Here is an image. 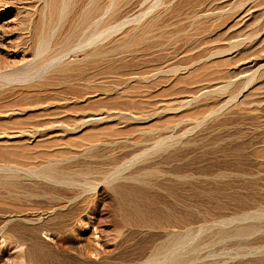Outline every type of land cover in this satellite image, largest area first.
Here are the masks:
<instances>
[{"label": "rangeland", "instance_id": "374dc122", "mask_svg": "<svg viewBox=\"0 0 264 264\" xmlns=\"http://www.w3.org/2000/svg\"><path fill=\"white\" fill-rule=\"evenodd\" d=\"M90 1L59 0L41 49L49 0H0V264H264V0H142L123 29L88 27L86 47L52 62L87 68L78 82L94 90L49 78L37 92L60 75L22 71ZM147 24L148 41L123 46ZM159 133L172 146L154 152ZM50 164L59 183L35 176ZM111 180L143 190L138 217Z\"/></svg>", "mask_w": 264, "mask_h": 264}, {"label": "bare ground", "instance_id": "6f19581e", "mask_svg": "<svg viewBox=\"0 0 264 264\" xmlns=\"http://www.w3.org/2000/svg\"><path fill=\"white\" fill-rule=\"evenodd\" d=\"M51 0H49V2H50ZM76 1V0H75ZM80 1V0H79ZM82 1V0H81ZM109 2H107L105 5L103 4V3H101V0H91L90 2H89V4L87 5V7L79 14V16L76 18V19H71L72 18V16L70 17V19H71V21H72V23L71 22H67V25H70V23H71V25L69 26L70 27V31L66 34V35H64V37L62 38V40L61 41H57V42H54V45H56L57 47L55 48V51H54V54L52 55V56H50V58H49V52L47 53L46 51H44V52H46L47 53V55H48V58H42L43 60L41 61V62H37L38 64H34V66H30V67H27V68H25V70H24V68H23V70L24 71H22V76L24 77V75H30V74H28L30 71H32V70H34L35 72H36V74L37 73H40V75H39V77L42 79V77H43V75L47 72V71H49V69L51 70V68H54V69H52V71H50V72H54L55 74H58V75H60V76H56V75H52L51 77H49V76H47L46 74V76H47V78H45L46 76H44V78L41 80V79H39V80H41L40 82H39V84H37L36 85V87H35V90H38L37 92H39V93H44V92H46L47 90H48V88H49V86H52V82H51V79H53L54 81V83H55V81L56 82H59V83H61V82H64L63 84H70V83H72V82H76L77 81V85L79 86V85H82V86H79L80 88L79 89H82L83 91H86V90H94V87L93 86H91V85H89V84H84V82H78L79 81V79H82L85 75H86V73L88 72V70H86L87 68H85V69H83V68H74V66L72 67L71 66V64H63V65H61L62 63H60L59 65L58 64H53L52 62L54 61V60H58V61H60L61 60V58H63L65 55H66V57H67V54H69V52L71 51V50H73L74 48L73 47H75L76 45H78L79 44V41H80V45H78V46H81L82 47V45L81 44H85L83 41H82V39L80 40V37L82 36V34H83V32L88 28V27H92V26H94L93 28H94V32H95V34H96V31H97V29H98V26H101L102 24H103V26H105L106 28H103L102 27V29H107V30H118L119 31V29L121 30V29H123V27H125L130 21H121V19L123 18V17H126L130 12H132L134 9H136L138 6H139V4L141 3V1L142 0H108ZM48 2V1H47ZM62 2V1H61ZM77 3H79L78 1H77ZM76 3V5H78ZM191 3V2H190ZM193 3H195V4H197V2H193ZM48 4V3H47ZM82 4H83V2H82ZM80 5V4H79ZM47 6V5H46ZM68 6V5H67ZM67 6H64V4H62L61 3V5H60V3H59V0H52L51 2H50V8H48L49 9V11L51 12V15H49L50 17H49V34L48 33H46L47 35H49V38H47V36L44 34V29H46V27H45V25H44V29L42 30L43 31V34L45 35H41V38H40V36H39V39H40V41H38L39 43H40V48L42 49V47L43 46H46L47 45V47L49 48V46H48V39H49V44L50 43H53L52 42V37H53V35H54V33H55V27H54V25L56 24L55 22L56 21H61L62 20V18L63 17H66V15L64 14L65 12H66V10L68 9V7ZM81 6V5H80ZM110 7H113L110 11H109V9H110ZM79 9H81V7L79 8ZM108 10V16H107V13L105 12V11H107ZM68 11V10H67ZM76 11V10H75ZM47 12V11H46ZM49 13V12H48ZM48 13H46L45 15L46 16H48ZM67 13V12H66ZM74 13H76V12H74ZM73 13V14H74ZM104 14H106V18L105 19H103L102 21H101V18H103V17H105V16H103ZM196 14V13H195ZM222 15V17L224 16L223 14H225V13H221ZM65 15V16H64ZM75 15V14H74ZM194 14H192V16H193ZM220 15H219V17H220V19H222V17H221ZM196 17V16H195ZM45 18H47V17H45ZM44 18V19H45ZM74 18V17H73ZM100 18V19H99ZM126 18H129V17H126ZM197 18V17H196ZM48 19V18H47ZM66 19V18H65ZM124 20V19H123ZM126 20V19H125ZM128 20V19H127ZM101 21V22H100ZM41 22H43V20L41 19ZM40 22V27L42 26L41 23ZM55 23V24H54ZM58 23V22H57ZM65 24H66V22H64ZM63 23V24H64ZM69 23V24H68ZM44 24V23H43ZM47 24V23H46ZM58 24H61V23H58ZM62 24V25H63ZM64 24V25H65ZM101 24V25H100ZM116 25V26H113V25ZM153 24V23H152ZM151 24V25H152ZM203 24H205V23H203ZM203 24H201V26L203 25ZM38 25V24H37ZM57 25V24H56ZM63 25V26H64ZM150 24H147V26H145L144 27V29H142L141 31H140V33L139 34H137V35H135V36H132V37H130L129 39H127V40H125V42H124V45L123 46H136V45H139L140 43H144V41L145 40H147L148 41V37H150V35L152 34V32L151 33H149V31H150V28L151 27H154V25L153 26H151ZM222 25V24H221ZM220 25V26H221ZM39 26V25H38ZM47 26V25H46ZM200 26V27H201ZM207 25L205 24V27H206ZM53 27H54V29H53ZM203 27V26H202ZM35 28H36V26H35ZM41 28H43V27H41ZM63 28V27H62ZM61 28V29H62ZM89 28V29H90ZM101 28V27H100ZM207 28V27H206ZM40 29V28H39ZM39 29H37L36 28V31L37 30H39ZM85 29V30H84ZM89 29H87L85 32H87ZM152 29V28H151ZM200 29H203V28H200ZM199 29V30H200ZM35 30V29H34ZM48 30V29H47ZM47 30H46V32H47ZM164 30V29H163ZM99 31V30H98ZM162 31V30H161ZM166 31V30H165ZM165 31H164V33H161L160 32V34H165ZM35 32V31H34ZM38 32V31H37ZM37 32H35V33H37ZM84 32V33H85ZM167 32H168V36H171V35H173L172 34V32L174 33V31H172L171 32V34H170V32L167 30ZM176 32V31H175ZM202 32V31H201ZM201 32H200V34H201ZM204 32H206L207 33V31H205L204 30ZM39 33V32H38ZM38 33H37V36H38ZM40 33H42L41 31H40ZM39 33V34H40ZM91 33H92V30H91ZM90 33V34H91ZM103 33V32H102ZM101 33V34H102ZM177 33V32H176ZM176 33H174V35L176 34ZM203 33V32H202ZM31 34H33V33H31ZM98 34H100L99 32L96 34V35H98ZM150 34V35H149ZM167 34V33H166ZM170 34V35H169ZM87 36L86 37H89V39L91 38V37H94L92 34H91V37L90 36H88V34H86ZM103 35V34H102ZM161 36V38H163V39H165V37L164 36ZM33 36V35H32ZM32 36H31V38H32ZM158 36H159V34H158ZM165 36H167V35H165ZM167 36V37H168ZM166 37V38H167ZM173 37V36H172ZM206 37V36H205ZM47 38V39H46ZM96 38H98V37H96ZM101 38V37H100ZM158 38H160V37H158ZM33 39V38H32ZM36 39V38H35ZM38 39V40H39ZM85 39V38H84ZM88 39V40H89ZM92 39H95V37L94 38H92ZM92 39H90V40H92ZM150 39V38H149ZM97 40V39H96ZM98 40H100V39H98ZM168 40V39H167ZM171 40H172V38H171ZM171 40H168V41H171ZM163 41V40H162ZM164 41H166V40H164ZM35 42H37L36 40H35ZM83 42V43H82ZM90 42V41H89ZM88 42V43H89ZM92 42V41H91ZM96 43V41H93V43ZM98 42V41H97ZM33 43H34V41H33ZM87 43V42H86ZM95 43H94V45H95ZM85 45H87V44H85ZM90 45V44H89ZM92 45V44H91ZM159 45V44H158ZM157 45V46H158ZM189 45V44H188ZM35 46V45H34ZM42 46V47H41ZM96 46V45H95ZM149 46V45H148ZM152 45H150L149 47H151ZM35 47H37V46H35ZM77 47V46H76ZM80 47V48H81ZM84 47H86V46H83L82 48H84ZM94 47V46H93ZM97 47V46H96ZM156 47V46H155ZM39 48V50H40V52H41V49ZM45 48V47H44ZM73 48V49H72ZM148 48V47H147ZM153 48V47H152ZM37 49V48H36ZM94 49V48H93ZM151 48H149V50H150ZM47 50V49H46ZM79 50H83V49H79ZM79 50H77V51H79ZM43 51L41 52V53H43ZM76 51V52H77ZM92 51H93V53H92ZM91 51V54L92 55H90V52L88 53L90 56H91V58L93 59V60H96V62H97V60H100V61H102L101 59H103V58H105L106 57V55L109 53L108 52V50L107 49H105V48H102V47H98V48H95V50H92ZM145 51V50H144ZM143 51V52H144ZM146 51H148L147 49H146ZM36 52H38L39 53V51L37 50ZM111 52V51H110ZM46 53H44V54H46ZM73 53V52H72ZM72 53H70V54H72ZM43 54V55H44ZM87 54V55H88ZM38 55V54H37ZM36 55V57L38 58V56ZM41 54H39V56H40ZM86 55V56H87ZM88 55V56H89ZM45 56V55H44ZM87 56V58H89V62H90V56L88 57ZM41 57H43V56H40V58ZM47 57V56H46ZM63 60H64V58H63ZM63 60H61V61H63ZM64 62V61H63ZM92 62H94L93 63V65L94 64H96L95 63V61H92L91 60V64H92ZM98 63V62H97ZM100 64V62L97 64V65H99ZM97 65H96V67H97ZM80 66V65H79ZM79 66H75V67H79ZM89 66H92V65H89ZM87 67V66H86ZM92 67H94V66H92ZM90 68V67H89ZM88 68V69H89ZM91 70V69H90ZM16 71H18V70H16ZM20 71V70H19ZM18 71V72H19ZM95 71V68L93 69L92 68V71H90L91 73H93ZM173 73H176L177 72V70H174V71H172ZM16 72H14V73H11V74H9V75H12V77H14L13 75L15 74ZM21 73V72H20ZM31 73V72H30ZM17 74V73H16ZM19 74V73H18ZM48 74V73H47ZM33 75V74H32ZM32 75H30V78H31V76ZM16 76H18V75H16ZM15 76V77H16ZM34 77L35 78H32V79H36V77H38V76H36V75H34ZM18 78H19V76H18ZM18 78H16V80L18 79ZM20 78H22L21 77V74H20ZM25 78V77H24ZM29 78V79H30ZM49 78H51L50 79V81H49ZM15 79V78H14ZM26 80L28 79V78H25ZM28 79V80H29ZM31 79V80H32ZM38 79V78H37ZM8 80V79H7ZM10 80H12V78H10ZM30 80V81H31ZM37 82H38V80H37ZM37 82H35V83H37ZM51 82V83H50ZM33 86H35V84L33 85ZM32 86V87H33ZM77 86V87H78ZM31 87V88H32ZM29 88V87H28ZM30 89V88H29ZM67 89H71V87H70V85L67 87ZM182 89H184L185 91H188V89H187V86H184V87H182ZM31 90V89H30ZM72 90V89H71ZM73 90H75V89H73ZM29 91V90H28ZM77 91H79L78 89H77ZM172 92V94H174V93H177V94H180L181 92L180 91H171ZM149 106L152 108V106L149 104ZM132 108H134V109H137L138 107L137 106H135V105H133L132 106ZM174 127H172V128H170V129H167V131L166 132H173L174 131ZM166 134H168V133H166ZM161 135L160 133H159V135L155 138V140L154 141H152L151 142V145H155V148H154V152H159V151H162V150H164V149H166V148H169V147H171L172 146V139H170V138H173L174 136L173 135H171V136H169V137H167V135ZM178 140H179V138H177V139H174V141L173 142H178ZM147 150H145V151H142V152H140L139 154H136L135 156H133L132 157V159H131V161H135L136 160V162L141 158V156H142V154L141 153H143V152H146ZM152 152V151H151ZM149 154V153H148ZM131 163V162H130ZM135 163V162H134ZM131 165H134V164H131ZM56 164L55 165H52V164H50L49 166L47 165V166H44V168L40 171V169L35 173L34 171V173H35V176L36 177H40V178H44L45 180H48V181H53V182H58L59 183V180L61 181L62 180V175L61 174H59V172H57V170H56ZM131 167V166H130ZM130 167H128V168H130ZM127 168V169H128ZM126 170V169H125ZM117 172H119V171H117ZM123 171H121V173H122ZM120 173V172H119ZM119 173H118V175H119ZM123 174V173H122ZM122 174H120L118 177L119 178H116V181L119 179V181H121V179H122ZM114 175V174H113ZM115 175H116V173H115ZM129 175H130V173H129ZM125 176V175H124ZM116 177H117V175H116ZM129 177V176H128ZM128 177H127V179H128ZM138 177V176H137ZM124 178V177H123ZM135 178V177H134ZM109 178H107V180H108ZM111 179V178H110ZM136 179V178H135ZM123 180V179H122ZM128 180H131L130 178L128 179ZM134 180V179H133ZM137 180V179H136ZM135 180V181H136ZM138 180H139V177H138ZM112 181V180H111ZM110 181V182H111ZM142 182L143 183V181L144 180H139V182ZM138 182V181H137ZM140 182V183H141ZM8 184H9V182H7ZM6 183V184H7ZM62 183V182H61ZM115 183V181H112V185ZM133 187H135V185L133 186ZM141 187V186H140ZM113 188H114V191L117 193V195L120 197V199H121V204H120V206H121V209H123L124 211H125V213H128V212H126V211H129V210H131L130 212H129V214H131L130 216H132V215H134L135 217L137 216H139V214H140V211H141V209L144 207V205L145 204H143V203H141V202H139L137 199V201L135 200V199H132L131 198V196H134L133 194H137L136 192H140L141 193V191H143V190H141L140 191V189L138 190V188L137 189H134V188H132V187H130V185L129 186H127V185H123V184H114L113 185ZM142 189V188H141ZM145 191V190H144ZM142 194V193H141ZM138 195V194H137ZM146 197V196H145ZM146 200V199H145ZM148 200V199H147ZM148 204V203H147ZM150 206V205H149ZM142 217V216H141ZM257 226V225H256ZM261 226V225H260ZM248 227V226H247ZM255 227V226H254ZM258 228H259V226H257ZM262 227V226H261ZM260 227V228H261ZM264 227V226H263ZM262 227V228H263ZM250 228H251V226H250ZM250 228L248 229V230H250ZM245 227H244V229L242 228V231H241V233H247L246 231H248ZM254 230V229H253ZM249 232V231H248ZM250 232H252V230H250ZM254 232V231H253ZM228 233V232H227Z\"/></svg>", "mask_w": 264, "mask_h": 264}]
</instances>
